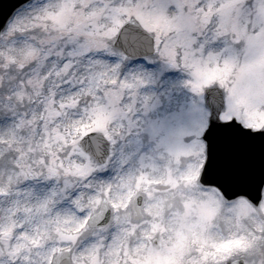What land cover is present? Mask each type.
Instances as JSON below:
<instances>
[{
    "label": "snow or ice",
    "instance_id": "6c2138e0",
    "mask_svg": "<svg viewBox=\"0 0 264 264\" xmlns=\"http://www.w3.org/2000/svg\"><path fill=\"white\" fill-rule=\"evenodd\" d=\"M7 19L0 264H264V0H30Z\"/></svg>",
    "mask_w": 264,
    "mask_h": 264
},
{
    "label": "rangeland",
    "instance_id": "374dc122",
    "mask_svg": "<svg viewBox=\"0 0 264 264\" xmlns=\"http://www.w3.org/2000/svg\"><path fill=\"white\" fill-rule=\"evenodd\" d=\"M29 3H30V1H28L27 3H25L21 7H19L15 11L13 16L9 19L8 23L11 21H14L16 19L18 12L23 13L26 10L27 5ZM29 42H31V41H29ZM14 47L16 49L14 54L16 55L17 59H19L21 50L25 47V45L23 42H18L16 45H14ZM3 50H4V48H3L2 44H0V51H3ZM134 63H143V61L139 58H136L134 60ZM160 88H162V85H160V84L152 85V86H146L145 88L142 89V94H149L153 91L159 92L162 90ZM162 113H163L162 107L156 111L149 112L147 117H145L143 112L141 111V113L139 114V118L141 120H145V119L156 120L158 122V116H160ZM178 127H179V123L176 121H172L171 124H165V127L163 129H161L159 135L154 139L141 136L140 137L141 143L139 145V155L149 158V161L151 160V158L153 156H155L157 158L161 157L165 151L164 146L161 143V141L168 135L169 131L177 129ZM38 138H39V136H37V139ZM135 138H136V130L134 129L133 132L131 133V135L129 136V139H135ZM136 148H137V146L133 145L131 150H136ZM113 175H114V173H113Z\"/></svg>",
    "mask_w": 264,
    "mask_h": 264
},
{
    "label": "water",
    "instance_id": "95a60500",
    "mask_svg": "<svg viewBox=\"0 0 264 264\" xmlns=\"http://www.w3.org/2000/svg\"><path fill=\"white\" fill-rule=\"evenodd\" d=\"M28 1L29 0H0V9H2L3 13L7 14L8 17L5 24H7V21L16 9Z\"/></svg>",
    "mask_w": 264,
    "mask_h": 264
},
{
    "label": "clouds",
    "instance_id": "9594fccd",
    "mask_svg": "<svg viewBox=\"0 0 264 264\" xmlns=\"http://www.w3.org/2000/svg\"><path fill=\"white\" fill-rule=\"evenodd\" d=\"M45 2H48V0H45ZM35 36H37L39 39L44 38V34L43 31L41 29H36L35 32L33 33ZM30 43H34L37 46H39L38 44V40L37 41H31Z\"/></svg>",
    "mask_w": 264,
    "mask_h": 264
}]
</instances>
